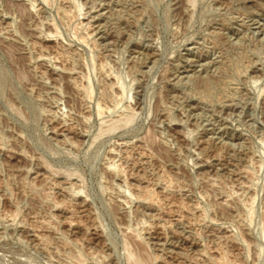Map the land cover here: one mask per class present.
Listing matches in <instances>:
<instances>
[{"label": "rangeland", "instance_id": "obj_1", "mask_svg": "<svg viewBox=\"0 0 264 264\" xmlns=\"http://www.w3.org/2000/svg\"><path fill=\"white\" fill-rule=\"evenodd\" d=\"M0 264H264V0H0Z\"/></svg>", "mask_w": 264, "mask_h": 264}, {"label": "bare ground", "instance_id": "obj_2", "mask_svg": "<svg viewBox=\"0 0 264 264\" xmlns=\"http://www.w3.org/2000/svg\"><path fill=\"white\" fill-rule=\"evenodd\" d=\"M154 195V194H153ZM147 195H145V197H146ZM155 198V197H154ZM156 199H158V198H156ZM156 202H157V200H156ZM152 203H154L153 202V200H152ZM143 255V254H142ZM140 256V255H139ZM133 257V256H132ZM134 259V258H133ZM148 259V258H147ZM142 261H143V259H142Z\"/></svg>", "mask_w": 264, "mask_h": 264}]
</instances>
